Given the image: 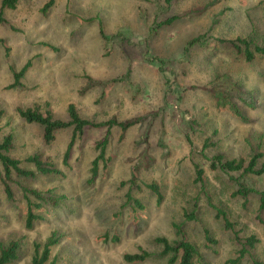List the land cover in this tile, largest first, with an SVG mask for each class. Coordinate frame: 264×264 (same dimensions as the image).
<instances>
[{"label": "rangeland", "instance_id": "obj_1", "mask_svg": "<svg viewBox=\"0 0 264 264\" xmlns=\"http://www.w3.org/2000/svg\"><path fill=\"white\" fill-rule=\"evenodd\" d=\"M48 1L17 0L1 12L0 136L12 135L10 155L35 172L27 177L11 170L7 199L0 166V244L19 243L17 258L7 264H27L33 243L52 232L58 237L54 264H169L156 237L190 241L198 252L193 264H224L236 255V240L250 234L258 242L249 252L264 264L255 197L243 206L231 194L239 172L208 167L217 153L226 159H247L256 149L264 154V57L245 61L230 44L244 38L264 45V0ZM172 15V22L158 25ZM24 65L12 86L13 72ZM213 92L234 110L217 107ZM69 103L92 122L136 121L125 129L84 127L63 164L72 127L55 130L45 142L42 127L24 121L17 109L49 110L67 120ZM105 133L104 159L90 181L95 143ZM31 155L58 173L36 172L24 161ZM195 165L203 169L202 190ZM243 180L264 189V173ZM150 183L160 200L144 186ZM21 187L57 198L34 211L30 229L24 228ZM126 191L141 209L125 200ZM194 200L196 218L185 221ZM140 250L147 253L142 260L123 259ZM249 256L239 264H251Z\"/></svg>", "mask_w": 264, "mask_h": 264}, {"label": "trees", "instance_id": "obj_2", "mask_svg": "<svg viewBox=\"0 0 264 264\" xmlns=\"http://www.w3.org/2000/svg\"><path fill=\"white\" fill-rule=\"evenodd\" d=\"M170 0H165L168 3ZM17 0H0V20H2L1 12L3 9H11L16 5ZM51 4V0L46 3V6ZM176 18L175 15L169 16L163 21L158 22V25L168 24ZM199 37L190 39L187 45H191L193 42L198 41ZM230 44L234 49L240 51L243 55L245 61H252L255 56L264 57V45L250 44L244 38H237L235 41H231ZM26 66L24 65L18 72H13V83L12 86L17 85L18 78L24 71ZM215 105L217 107L227 108L233 111V106L229 101L223 100L221 102V97L223 94L221 92L212 93ZM224 97V96H223ZM1 113V112H0ZM17 113L26 122L36 123L42 127L43 139L45 142H49L53 139L54 131L57 129L72 127L71 137L65 147L62 155V163L65 164L69 150L74 142V140L82 133L84 127L86 126H106L107 128L111 126H118L120 129H125L131 124H133L136 119L128 121H116L114 119H109L103 122H92L88 119L82 118L76 112L73 104L69 103L66 107L67 120H61L54 118L49 110L44 113L38 111L37 108L27 107L24 109H17ZM107 142V133L95 143V147L98 150V154L91 161L90 167V181L97 174V162L98 160L104 159V148ZM12 146V135L6 133L0 136V166L3 170L2 175V187L7 199H11V189L7 182L10 179V171H14L17 175L33 177L35 172L33 170H26L20 167V161L13 158L10 155V150ZM205 147V145L203 144ZM207 146V144H206ZM24 161L29 162L33 165L36 172L41 174L48 173H58L53 166L42 161L38 155L27 156ZM208 167L212 170H219L223 173L229 172H239L238 176L233 178V183L235 189L231 193L233 196L242 200V205L245 206L248 203V198L254 196L256 200V219L262 224L264 228V189L256 190L252 187L246 185L243 180V176L246 174L261 175L264 173V154L261 150H253L247 159L242 157L226 159L219 153L213 155L209 159ZM195 171V182L199 183L200 189L202 187L203 181V169L198 165L194 166ZM144 186L155 194L157 200H160V194L158 187L154 183L144 184ZM22 197L25 202V213H24V228L30 229L33 225L35 219L38 218L37 214L34 212L37 208H42L43 204L55 205L57 203V198H53L51 195L47 196L44 192L29 189L26 187H21ZM202 190V189H201ZM48 193V191H46ZM32 197V199H30ZM125 200L130 202L134 208H142V204L138 199H135L131 194L126 191ZM210 206L215 210L216 216H221L223 221V226L227 229L233 230V224L225 217L224 212L216 208L211 202ZM196 201H193L192 208L190 211H185L183 213V219L185 221L194 220L197 213ZM262 215V217H261ZM205 239L210 241L207 236V232L204 231ZM58 237L52 232L43 243H33L32 253L27 264H54L55 258L51 257V248L56 244ZM156 242H158L162 247V254L168 256L167 262L169 264H193L196 259L198 252L195 246L185 238H180L172 243L168 242L164 237H156ZM236 240V237H235ZM239 248L237 249L236 255L229 257L225 260L224 264H239L241 258L244 255H250L251 264H263L261 260L251 256L249 250L252 249L258 242V238L254 234H250L243 238V240H236ZM239 242V243H238ZM19 252V243L17 240H10L5 244H0V264H7L17 258ZM147 253L143 250L135 253H125L123 259L125 261H139L142 260Z\"/></svg>", "mask_w": 264, "mask_h": 264}]
</instances>
